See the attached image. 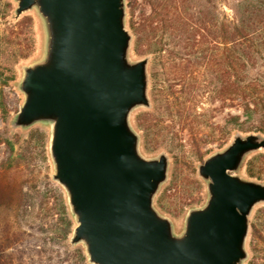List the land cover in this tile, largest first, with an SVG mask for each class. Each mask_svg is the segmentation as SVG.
I'll return each mask as SVG.
<instances>
[{"label":"rangeland","instance_id":"rangeland-1","mask_svg":"<svg viewBox=\"0 0 264 264\" xmlns=\"http://www.w3.org/2000/svg\"><path fill=\"white\" fill-rule=\"evenodd\" d=\"M15 7L0 0V70L8 79L2 85L7 114L0 110V264H89L83 245L69 243L75 222L51 178L49 125H11L23 101L22 68L39 60L44 46L36 12L15 18ZM141 12L156 29L139 28ZM125 13L129 58L148 59L150 103L131 112L130 124L144 157H168L153 205L180 233L186 213L207 198L197 166L233 136L257 134L246 133L259 124L245 108L264 103V0H125ZM237 174L264 184V149L249 154ZM60 196L71 219L65 242ZM245 249L243 264H264V203L249 216Z\"/></svg>","mask_w":264,"mask_h":264},{"label":"water","instance_id":"water-1","mask_svg":"<svg viewBox=\"0 0 264 264\" xmlns=\"http://www.w3.org/2000/svg\"><path fill=\"white\" fill-rule=\"evenodd\" d=\"M14 17L34 10L42 57L22 68L23 101L13 128L50 127L52 180L65 192L89 264H243L249 216L264 184L237 174L264 149V136L237 134L197 166L205 203L180 233L153 205L169 160L144 157L131 112L149 107L147 58H129L125 0H13Z\"/></svg>","mask_w":264,"mask_h":264},{"label":"trees","instance_id":"trees-1","mask_svg":"<svg viewBox=\"0 0 264 264\" xmlns=\"http://www.w3.org/2000/svg\"><path fill=\"white\" fill-rule=\"evenodd\" d=\"M161 25V23H160ZM129 28L133 29L134 30V27L133 25H129ZM139 28H148L149 30L150 29H156L155 27H152V21H150V18L146 15L145 13H142L141 12V22L139 24ZM7 77L5 76V74L0 70V110L1 112L3 113V116H5L7 114L6 112V107H5V104L3 102V94H2V85L5 84L7 82ZM12 80V79H11ZM259 100V103H257L258 105H260L259 107H255L253 109H250L249 107L246 106L245 108V116L247 117V119H252L253 116H256L258 117L257 118V122L259 124L258 127H255L253 128L254 130H247L246 133H257V134H260L262 136H264V103H263V100L261 99H258ZM249 176H253L251 173ZM257 179H260L259 177H256ZM28 194H22L21 197L23 199L25 198H28ZM61 198L60 196V204H61V214L62 216L65 218L66 220V227L68 228V231H66L63 235V237L61 238V241L62 242H65L67 240V236L69 234V228L71 226V219H70V216L66 210V207H65V204H64V200ZM8 203V202H7ZM157 204H158V207L160 209H162V205L160 203V200L157 201Z\"/></svg>","mask_w":264,"mask_h":264}]
</instances>
